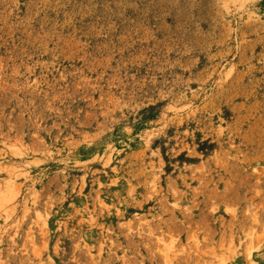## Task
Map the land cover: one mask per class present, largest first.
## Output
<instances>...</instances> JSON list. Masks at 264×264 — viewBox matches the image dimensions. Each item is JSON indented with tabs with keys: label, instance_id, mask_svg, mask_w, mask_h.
<instances>
[{
	"label": "rangeland",
	"instance_id": "rangeland-1",
	"mask_svg": "<svg viewBox=\"0 0 264 264\" xmlns=\"http://www.w3.org/2000/svg\"><path fill=\"white\" fill-rule=\"evenodd\" d=\"M0 264H264V0H0Z\"/></svg>",
	"mask_w": 264,
	"mask_h": 264
}]
</instances>
